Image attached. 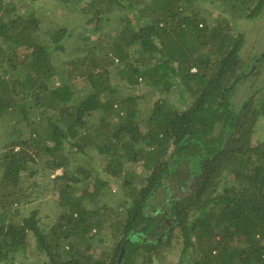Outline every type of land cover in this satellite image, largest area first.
<instances>
[{
    "label": "trees",
    "instance_id": "trees-1",
    "mask_svg": "<svg viewBox=\"0 0 264 264\" xmlns=\"http://www.w3.org/2000/svg\"><path fill=\"white\" fill-rule=\"evenodd\" d=\"M202 1L229 7L234 18L264 11V0H90L81 8L88 23L101 28L114 14L121 23L101 43L105 57L88 47L90 58L69 60L67 74L56 65L65 29L43 37L36 10L0 0V122L17 118L32 127L29 139H13L0 153V264L26 253L30 233L51 264H152L178 234L177 264H264V142L254 140L264 78L243 102L233 99L247 75L260 78L264 52L257 71H241L245 35L228 18L210 24ZM77 78L88 83L84 94L73 87ZM114 78L131 88L144 79L162 93L175 86L192 101L160 98L144 117L140 96L120 95ZM66 145L105 156L107 173L121 177L120 203L101 197L110 180L69 167ZM49 156V168L65 171L61 212L45 230L37 209H22L21 180L31 162ZM140 162L145 180L126 169ZM160 189L164 205L156 201ZM104 228L103 237L94 235ZM106 239L114 244L97 260Z\"/></svg>",
    "mask_w": 264,
    "mask_h": 264
},
{
    "label": "rangeland",
    "instance_id": "rangeland-1",
    "mask_svg": "<svg viewBox=\"0 0 264 264\" xmlns=\"http://www.w3.org/2000/svg\"><path fill=\"white\" fill-rule=\"evenodd\" d=\"M20 6L21 10L26 12L36 10L39 15L42 16V29L40 33L43 37H50L51 33H56L60 29H65L64 43L66 49L63 51H57L56 65L59 70L65 71L67 74L70 72L68 66L69 60L78 59L79 57L88 55V47L95 48L99 56H106V45H101L104 41V37L108 34H113L114 29L120 25V17L117 14L113 15L112 22L103 24L101 28H96V22L88 23L87 16L81 12V8L90 0H14ZM202 14L208 19L209 23L214 25L223 18H228L232 21L233 30L238 33L242 32L245 35V45L242 49V60L244 66L241 71L246 68H252L250 71H257V55L264 52V11L255 18L249 19L240 17L234 18L229 7L221 3H209L201 2ZM16 15V13H12ZM118 18V20H117ZM118 21V22H117ZM107 40V39H106ZM1 43V41H0ZM101 45V46H100ZM56 59V55H55ZM256 62V64H255ZM248 76V78H246ZM233 92V99L235 104L243 102L252 93L257 91V87L260 85L262 78H264V69L260 78L257 79V75L251 73L247 75ZM114 82L119 84L120 95L127 96L130 93H134L140 96V108L142 116H148L153 108L156 100L165 98L170 103L177 105L182 104L180 98L186 99V101H192V97L189 93L185 92L183 95L176 89L175 86L169 90V92H160L154 86H151L144 79H140L136 88H131L125 81H120L118 78L113 79ZM87 81L83 78H77L73 82L74 89L84 94L87 91ZM35 118L31 117V121ZM18 119L8 118L0 122V153L8 147L13 139H29L31 135L32 127L30 124L24 123L18 125ZM35 123H31L34 125ZM18 125V126H17ZM22 129V130H21ZM145 130V128L143 127ZM254 140L257 142H264V118L261 119L256 128V134ZM69 167L73 170L76 166L83 165L91 170V180L94 181L96 177L110 180L111 186H105V194L101 197L112 205L120 203L124 195V188L122 187L121 177H116L108 174L105 170L106 159L105 156L100 154L97 148L90 147L88 153H76L74 148L66 145L65 149L61 150ZM52 156L38 159L35 162L29 164V169L22 173L21 188L22 197L21 200L22 209L26 215L32 210L37 209L39 211L40 221L43 229L48 230L57 219L58 214L61 212L62 207L58 202V187L61 180L60 177L64 171V167L49 168V162ZM68 166H66L67 168ZM68 167V168H69ZM70 169V168H69ZM126 169L135 171L137 175L145 177L149 172L141 164L128 165ZM2 168L0 167V176L2 175ZM142 180V181H144ZM140 179L136 180V184L142 182ZM94 188V182L91 184ZM107 191H111L112 194H108ZM166 192L160 189L156 194V201L164 205L166 202ZM108 228L102 229L100 234L93 231L96 237H103ZM177 235L167 247H164L159 253L161 256L155 255V260L152 264H177L181 251V237ZM114 244V240L106 239L100 246L95 248V258L97 260L105 261L104 253L108 251V247ZM15 264H51L46 253L42 252L37 245L36 239L32 233H30V245L25 254L20 255L16 259Z\"/></svg>",
    "mask_w": 264,
    "mask_h": 264
},
{
    "label": "water",
    "instance_id": "water-1",
    "mask_svg": "<svg viewBox=\"0 0 264 264\" xmlns=\"http://www.w3.org/2000/svg\"><path fill=\"white\" fill-rule=\"evenodd\" d=\"M123 254H124V250H123L122 253H121V256H120V258H119V262H121V258H122V256H123Z\"/></svg>",
    "mask_w": 264,
    "mask_h": 264
}]
</instances>
